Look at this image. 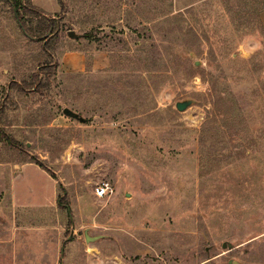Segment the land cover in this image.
I'll use <instances>...</instances> for the list:
<instances>
[{
	"label": "rangeland",
	"instance_id": "obj_1",
	"mask_svg": "<svg viewBox=\"0 0 264 264\" xmlns=\"http://www.w3.org/2000/svg\"><path fill=\"white\" fill-rule=\"evenodd\" d=\"M62 2L31 0V41L0 0V264H264L261 5ZM23 163L49 206L2 205Z\"/></svg>",
	"mask_w": 264,
	"mask_h": 264
},
{
	"label": "trees",
	"instance_id": "obj_2",
	"mask_svg": "<svg viewBox=\"0 0 264 264\" xmlns=\"http://www.w3.org/2000/svg\"><path fill=\"white\" fill-rule=\"evenodd\" d=\"M4 1L7 2L10 5V7L12 8V11L14 13V19L17 21L18 26H19L20 30L22 31L23 35L28 37L31 41L40 40L43 37V35L41 33H39L38 35L35 36L32 33V31L26 27L25 23L22 20V16H21V14H25L27 16H33L36 18L42 17V13L33 7L31 0H4ZM57 2H58L60 9L63 10L64 7H63L62 0H57ZM257 2L261 5L259 12L257 14L258 24H259V28L262 31L263 36H264V32H263V29H262L260 21H259V14L262 11H264V0H257ZM50 29H52L51 24H48V27H46V32H48ZM44 47H45V45H44ZM45 51H46V49H45ZM10 87L18 90L20 93H25V92H29V90L30 91L31 90L32 91L38 90L39 88L42 87V85L40 83V80L38 79L37 73H35L31 76L29 81H27V82L23 81V83L19 84V85L16 83H11ZM32 162L35 165H37L39 168H41L42 170H46L45 167L43 166V164L36 161V159H33Z\"/></svg>",
	"mask_w": 264,
	"mask_h": 264
},
{
	"label": "crops",
	"instance_id": "obj_3",
	"mask_svg": "<svg viewBox=\"0 0 264 264\" xmlns=\"http://www.w3.org/2000/svg\"><path fill=\"white\" fill-rule=\"evenodd\" d=\"M259 21H260V24H261V27L263 29V32H264V11H262L260 14H259ZM77 57V56H76ZM77 61H79V58L77 57ZM34 165H31L30 163H23V164H20V166H18L17 168L14 167V169L17 170L16 174L14 175V177L12 178V181H11V190H10V196L8 199H6L4 197L3 199V202H2V205L4 206L5 204H8L9 207L11 208H14V207H22V206H35L37 208H45L47 206L50 205V201H51V198H50V194H52V189H53V184L51 181H49L47 178V175H43V177L45 178V180H48L50 182V192L48 193L47 191L45 190H41L40 189V193L38 194V200H37V205H33L31 200L29 199L30 196H32L34 194V189H31L30 187L28 186H25L22 187V190H20V188H16L15 186V182L23 176V173L25 171H31V172H43L39 169H37L36 166ZM46 176V177H45ZM35 190H37L36 187H34ZM20 190V191H19ZM58 205H59V202H58ZM68 211V210H67ZM63 247V246H62ZM61 247V249H62ZM60 254H61V251H60ZM62 257V256H61Z\"/></svg>",
	"mask_w": 264,
	"mask_h": 264
},
{
	"label": "water",
	"instance_id": "obj_4",
	"mask_svg": "<svg viewBox=\"0 0 264 264\" xmlns=\"http://www.w3.org/2000/svg\"><path fill=\"white\" fill-rule=\"evenodd\" d=\"M67 36H68L70 39H77V38H79L77 35H75L74 32H68ZM189 106H190V102H188V101L180 102V103H177V104L175 105V109H176L178 112H183V111H185ZM62 114H63L65 117L70 118V119H73V120H76V121H78V122H80V123H84V122H85V121H84L82 118H80L77 114L71 112V111L68 110V109H63ZM84 238H85V242H86V243H87V242H94V241H96V240L98 239V238H90V237H88L87 233L84 234ZM226 247H228V249H231V245H230V244H223V245H222V248H223V249H225ZM62 249H63V247H62ZM62 249H61V256H62V251H63ZM228 264H231V262L228 263ZM234 264H236V263H234Z\"/></svg>",
	"mask_w": 264,
	"mask_h": 264
},
{
	"label": "built area",
	"instance_id": "obj_5",
	"mask_svg": "<svg viewBox=\"0 0 264 264\" xmlns=\"http://www.w3.org/2000/svg\"><path fill=\"white\" fill-rule=\"evenodd\" d=\"M92 194L96 199H104L110 197L113 194V190L107 182H103L93 187Z\"/></svg>",
	"mask_w": 264,
	"mask_h": 264
}]
</instances>
